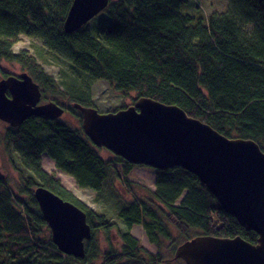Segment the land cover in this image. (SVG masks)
I'll return each mask as SVG.
<instances>
[{
    "label": "trees",
    "instance_id": "trees-1",
    "mask_svg": "<svg viewBox=\"0 0 264 264\" xmlns=\"http://www.w3.org/2000/svg\"><path fill=\"white\" fill-rule=\"evenodd\" d=\"M72 1L0 0V62L18 63L38 84L41 98L59 99L65 92L34 56L13 51L20 35L41 40L53 55L124 95L135 92L177 105L227 137L264 146V0H227L226 12L207 16L190 11L192 0H109L89 23L67 34L63 22ZM88 84L77 85L68 96L67 110L80 122L71 104L95 107ZM3 140L19 159L18 194L28 200L19 199L0 176V264H186L173 258L174 251L197 235L257 241L256 232L226 214L198 177L179 166L155 170L153 188L136 183L133 190L130 172L139 165L118 156L104 159L81 127L33 116L7 126ZM44 154L94 194L115 181L132 189L133 200L116 210L125 226L118 248L100 247L95 232H108L112 221L44 172ZM37 185L85 213L91 236L83 243L84 257L66 255L52 242L32 194ZM134 224L142 225L156 252L131 235ZM166 244L171 258L162 254Z\"/></svg>",
    "mask_w": 264,
    "mask_h": 264
},
{
    "label": "water",
    "instance_id": "water-1",
    "mask_svg": "<svg viewBox=\"0 0 264 264\" xmlns=\"http://www.w3.org/2000/svg\"><path fill=\"white\" fill-rule=\"evenodd\" d=\"M109 0H73L63 22L69 34L92 20ZM29 74L0 78V121L17 127L25 119H60L65 108L41 104V92ZM81 114L84 135L96 146L134 165L164 170L179 166L215 196L221 208L245 230L257 233L253 244L241 236L197 235L179 244L173 258L186 264H264V151L251 139L227 137L189 116L177 105L137 97L130 106L101 112L72 103ZM36 204L59 251L84 257L91 229L86 215L43 186L33 189Z\"/></svg>",
    "mask_w": 264,
    "mask_h": 264
},
{
    "label": "rangeland",
    "instance_id": "rangeland-1",
    "mask_svg": "<svg viewBox=\"0 0 264 264\" xmlns=\"http://www.w3.org/2000/svg\"><path fill=\"white\" fill-rule=\"evenodd\" d=\"M194 4L189 7L190 11L193 13L201 12L204 15L210 14H222L227 11V0H192ZM197 7V8H196ZM89 23V21H88ZM249 29L252 26L248 27ZM42 41L36 38L20 35L19 42L13 47V51L19 52L24 50L28 52V55L34 56L37 63L42 66L44 71L54 79L57 87L65 92V96H61L59 99L48 95L46 98H41V104L43 102L53 101L58 105L65 108L64 114L60 117V120L67 123L72 128H80L81 122L79 118L67 110L69 104L68 96L72 95V92L77 90L81 83L88 82L89 84V95L92 99L94 106L101 112H106L120 107H127L133 104V101L137 98L135 92H130L124 95L116 91L113 87L107 84L103 80H94L89 78L83 71L73 67L67 61L61 57L53 55L42 45ZM15 62L2 60L0 62V77L7 75H18L23 72V68ZM72 87V88H71ZM81 94H84L83 90H80ZM9 126L7 123L0 121V176L5 180V184L9 186L14 194H17L18 198L27 202L28 198L25 194H18L19 183H20V172L18 168L20 167L19 159L15 152H12L10 147H7L5 142H3L4 132ZM259 147L264 151V146ZM100 155L104 159H109L115 155L105 148L100 149ZM42 168L44 172L52 174L59 182L68 190L73 192V194L79 198L82 202H85L89 207L97 211H102L106 214L107 218L112 221L114 227L107 232V230L98 229L96 233V241L99 243L100 247L106 248L108 245L109 249L118 248L120 241V233L125 229L124 224L120 219L117 218L116 213L120 203L133 200L131 190H135L136 183L138 186H144L143 188H153L154 187V169L145 166H135L130 172L129 181L135 184L134 188L126 187L120 183V181H115L114 186L107 187L103 189L102 194L95 193L94 191L82 189L76 184V180L73 176L60 171L57 169L54 160H52L48 155L44 154L41 160ZM122 164H119L118 168L121 169ZM35 186L32 187L34 189ZM147 193V191H146ZM130 233L134 236L139 243L148 251L156 252V247L147 241V236L143 230L142 225L134 224L130 228ZM173 235L176 236V231H173ZM107 237L110 238L111 242L107 241ZM98 239V240H97ZM257 243V241H256ZM253 243V244H256ZM110 245V246H109ZM162 248V254L168 258L172 257L170 251ZM173 253V252H172ZM174 264V263H173Z\"/></svg>",
    "mask_w": 264,
    "mask_h": 264
}]
</instances>
